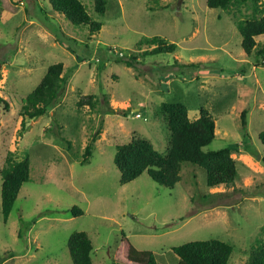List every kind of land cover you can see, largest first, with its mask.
I'll return each mask as SVG.
<instances>
[{
  "label": "rangeland",
  "instance_id": "obj_1",
  "mask_svg": "<svg viewBox=\"0 0 264 264\" xmlns=\"http://www.w3.org/2000/svg\"><path fill=\"white\" fill-rule=\"evenodd\" d=\"M81 1L103 24L99 33L71 23L51 0H0V263L74 264L69 239L84 231L95 247L93 264H128L124 235L160 264L179 263L174 247L208 239L233 244L230 264H247L264 243V57L257 54L264 36L248 55L237 27L252 17L253 5L108 0L99 14L96 0ZM154 37L176 43V52L149 54L155 46L146 40ZM131 55L136 66L125 63ZM59 62L67 78L62 101L24 125V99ZM90 95L96 106H79ZM166 102L184 103L192 118L202 108L213 114L217 136L207 150L241 145L233 153V185L208 186L207 171L190 163L173 188L148 172L121 183L118 145L140 136L167 152ZM8 158H30L32 172L5 222ZM76 206L83 214L73 212Z\"/></svg>",
  "mask_w": 264,
  "mask_h": 264
},
{
  "label": "trees",
  "instance_id": "obj_2",
  "mask_svg": "<svg viewBox=\"0 0 264 264\" xmlns=\"http://www.w3.org/2000/svg\"><path fill=\"white\" fill-rule=\"evenodd\" d=\"M107 1L96 0V11L99 14H105ZM207 3L210 8L223 10L229 9L233 4L253 5L252 17L237 23L243 37V48L251 55L259 47L257 38L264 36V0H208ZM51 4L55 11L62 13L71 23L88 25L93 34L99 33L103 27L101 22L93 19L81 0H51ZM146 42L155 46L149 54L174 53L178 48L176 43H168L158 37L150 38ZM257 54L264 57V48L260 47ZM136 56L131 55V59H125V63L130 67L136 66ZM64 70L63 62L51 65L41 83L24 99V125L26 118L36 120L46 116L62 101L67 84ZM95 99V95L87 96L79 102V106L88 103L95 107ZM0 100L6 103L2 98ZM104 100L106 101V98ZM161 110L171 133L167 152H160L151 141L140 136L118 145L115 164L121 172V183H130L144 172H148L159 184L173 188L181 181L183 164L190 163L207 171L208 186L215 188L220 185H233L238 177V165L233 153L240 151L242 147L233 144L217 150L206 149L217 136V122L213 114L202 108L200 116L194 119L190 116L189 108L179 102L163 103ZM246 116L247 111H244L242 121L245 128L248 125ZM259 139L264 146V130L259 134ZM95 141L94 139L93 142ZM93 148V144L87 146L86 161L92 156ZM262 160L264 165V157ZM31 172L30 158L21 161L8 158L7 164L2 168V209L5 222H8L24 184L31 180ZM73 212L77 215L83 214L77 206L73 208ZM122 240L127 243L123 257L127 259L128 264H160L153 251L137 249L129 243L126 235ZM94 249L93 241L87 232L77 231L71 235L69 250L74 264H93ZM173 250L180 257L178 264H230L235 247L219 239H208L187 242L174 247ZM119 260L120 255L117 263ZM247 264H264V243L253 249Z\"/></svg>",
  "mask_w": 264,
  "mask_h": 264
},
{
  "label": "built area",
  "instance_id": "obj_3",
  "mask_svg": "<svg viewBox=\"0 0 264 264\" xmlns=\"http://www.w3.org/2000/svg\"><path fill=\"white\" fill-rule=\"evenodd\" d=\"M137 116L142 117V114L138 113Z\"/></svg>",
  "mask_w": 264,
  "mask_h": 264
},
{
  "label": "water",
  "instance_id": "obj_4",
  "mask_svg": "<svg viewBox=\"0 0 264 264\" xmlns=\"http://www.w3.org/2000/svg\"><path fill=\"white\" fill-rule=\"evenodd\" d=\"M181 4H182V0L179 1V6H181Z\"/></svg>",
  "mask_w": 264,
  "mask_h": 264
},
{
  "label": "crops",
  "instance_id": "obj_5",
  "mask_svg": "<svg viewBox=\"0 0 264 264\" xmlns=\"http://www.w3.org/2000/svg\"><path fill=\"white\" fill-rule=\"evenodd\" d=\"M196 118H198V117H195L194 119H196ZM249 154V153H248ZM249 155H251V154H249Z\"/></svg>",
  "mask_w": 264,
  "mask_h": 264
}]
</instances>
